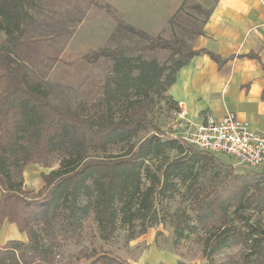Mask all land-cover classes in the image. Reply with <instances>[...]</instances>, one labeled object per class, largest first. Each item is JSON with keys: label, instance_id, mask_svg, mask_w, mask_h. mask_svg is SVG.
Wrapping results in <instances>:
<instances>
[{"label": "trees", "instance_id": "obj_1", "mask_svg": "<svg viewBox=\"0 0 264 264\" xmlns=\"http://www.w3.org/2000/svg\"><path fill=\"white\" fill-rule=\"evenodd\" d=\"M190 7L204 16V24L212 14V8L200 2ZM39 9L37 0H0V36L6 35L0 45V225L7 220L28 235V241L12 239L0 246V264H50L64 243L83 238L90 218L103 239L112 237L120 223L132 225L136 217L141 218L144 233L161 221L155 195L175 188V178L189 180L182 197L196 210L198 225L210 232L207 253L236 236L229 226L231 209L264 206V168L235 174L230 165L233 183L222 190L215 186L206 199L184 157L166 161L155 171L149 165L152 157L171 147L183 150L187 146L204 164L219 160L179 135L163 133L148 119L147 106L154 95L174 100L168 90L194 56L208 53L219 66L229 58L206 48L195 49L187 36H154L113 14L120 30L145 43L104 46L85 54L88 62L110 61L111 72L96 102L74 108L58 98V85L34 77L29 65L15 56L21 36L36 21L33 11ZM183 29L191 37L205 34L202 28ZM142 51L168 55L161 63L156 57L145 58ZM150 128L153 133L137 138ZM126 143L124 153L110 151ZM58 159L57 169L41 175L46 194L30 197L23 187L25 167L34 162L51 166ZM144 178L150 181L145 188ZM172 217L176 244L193 228L186 212L176 211ZM241 264H264V230L254 234Z\"/></svg>", "mask_w": 264, "mask_h": 264}, {"label": "rangeland", "instance_id": "obj_2", "mask_svg": "<svg viewBox=\"0 0 264 264\" xmlns=\"http://www.w3.org/2000/svg\"><path fill=\"white\" fill-rule=\"evenodd\" d=\"M37 1L40 9L33 11L36 21L21 36L15 56L29 65L34 77L58 85V98L74 108L82 102L88 105L96 102L102 94L104 80L111 72L110 61L100 59L96 63L88 62L84 58L85 54L104 46L145 43L120 30L113 14L154 36L166 38L187 36L190 40L193 37L183 27L200 29L204 26V16L190 7L199 0ZM5 41L6 35L2 32L0 45ZM142 52L145 58L156 57L161 63L168 55L166 51ZM123 112H118V115ZM180 112L181 106L168 95H154L147 106L148 119L166 135H182L196 127L191 121L181 119L178 115ZM153 132L150 128L142 131L137 138L149 136ZM128 147V143L119 144L110 148V151L113 154L124 153ZM215 155L219 160L204 164V159H196L194 151L187 146L183 150L171 147L161 155L152 157L149 165L155 171L166 161L184 157L206 199L212 196L215 186L222 190L233 183L230 165L235 174L257 172L264 168V165L257 168L234 166L228 156ZM59 166L58 159L51 166L34 162L25 167L23 187L29 191L30 197L46 194V183L41 175ZM174 182L176 187L170 188L166 195H155V208L161 221L146 232L141 233V218L136 217L132 225L120 223L112 237L103 239L97 223L90 218L85 223L83 238L78 242L64 243L56 250L50 264H241L254 234L264 230V206H252L236 212L232 208L229 226L232 228L231 233L234 232L236 236L230 237L225 245L209 254L207 252L211 247L206 242L210 232L198 225L196 210L187 198L182 197L189 180L183 182L175 178ZM149 183L144 178L143 187ZM253 189L254 186L250 187L248 192L251 193ZM176 211L189 214L193 229L175 244L172 216ZM99 256L107 260L96 261Z\"/></svg>", "mask_w": 264, "mask_h": 264}, {"label": "crops", "instance_id": "obj_3", "mask_svg": "<svg viewBox=\"0 0 264 264\" xmlns=\"http://www.w3.org/2000/svg\"><path fill=\"white\" fill-rule=\"evenodd\" d=\"M199 2L212 8V14L202 27L205 34L190 39L193 47L229 59L219 66L208 53L194 56L178 71L168 94L194 124L233 111L264 132V0ZM12 239L28 241V235L5 220L0 246Z\"/></svg>", "mask_w": 264, "mask_h": 264}, {"label": "built area", "instance_id": "obj_4", "mask_svg": "<svg viewBox=\"0 0 264 264\" xmlns=\"http://www.w3.org/2000/svg\"><path fill=\"white\" fill-rule=\"evenodd\" d=\"M178 115L189 121L182 108ZM195 125L193 130L179 135L187 144L208 153L224 154L233 160L234 166L264 165V132L240 119L235 112L227 111L221 118L208 115Z\"/></svg>", "mask_w": 264, "mask_h": 264}]
</instances>
